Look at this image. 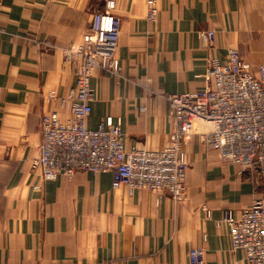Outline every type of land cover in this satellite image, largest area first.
<instances>
[{
	"label": "crops",
	"instance_id": "crops-1",
	"mask_svg": "<svg viewBox=\"0 0 264 264\" xmlns=\"http://www.w3.org/2000/svg\"><path fill=\"white\" fill-rule=\"evenodd\" d=\"M115 0L122 31L113 71L99 68L91 128L121 118L126 146L159 150L175 122L168 96L213 86L211 61L239 51L264 63V0ZM108 0H0V264H246L233 250L224 214L264 196V177L224 161L197 134L184 141L187 181L180 200L114 184L112 172L79 170L44 180L42 118L59 112L74 85L64 48L90 34ZM215 30L212 43L201 36ZM249 51V53H244ZM198 130L203 128L200 122Z\"/></svg>",
	"mask_w": 264,
	"mask_h": 264
},
{
	"label": "built area",
	"instance_id": "built-area-1",
	"mask_svg": "<svg viewBox=\"0 0 264 264\" xmlns=\"http://www.w3.org/2000/svg\"><path fill=\"white\" fill-rule=\"evenodd\" d=\"M114 9L115 0H108L105 10L93 13L87 40L64 48L75 82L59 105L69 115L43 116L40 155L32 168L41 169L44 180L73 177L79 170L112 172L115 185L152 190L178 201L187 181L188 166L181 158L184 141L197 134L224 161L264 177V63L254 67L239 51H231L224 61L212 59V87L168 96L175 128L164 148H128L121 118L110 116L95 128L89 126L96 96L92 80L99 68L116 67L122 19ZM159 11L157 1L150 0L148 19L155 20ZM201 36L212 43L216 31L203 30ZM200 122L203 128L198 130ZM223 220L233 250L244 253L246 264H264V196L239 215L227 209ZM189 253L191 264H203V247H192Z\"/></svg>",
	"mask_w": 264,
	"mask_h": 264
},
{
	"label": "rangeland",
	"instance_id": "rangeland-1",
	"mask_svg": "<svg viewBox=\"0 0 264 264\" xmlns=\"http://www.w3.org/2000/svg\"><path fill=\"white\" fill-rule=\"evenodd\" d=\"M244 53H245V54H246V53H249V51H248V52H247V51H245Z\"/></svg>",
	"mask_w": 264,
	"mask_h": 264
}]
</instances>
